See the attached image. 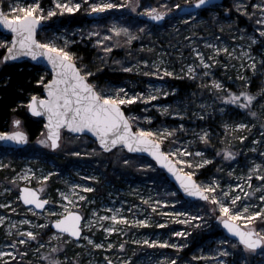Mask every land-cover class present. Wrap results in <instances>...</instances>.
I'll return each mask as SVG.
<instances>
[{"label":"rangeland","instance_id":"1","mask_svg":"<svg viewBox=\"0 0 264 264\" xmlns=\"http://www.w3.org/2000/svg\"><path fill=\"white\" fill-rule=\"evenodd\" d=\"M35 2L36 0H3L6 13L16 4L28 6ZM60 2H67L69 5L80 3L81 7L70 13L60 10L56 0H39L45 16L50 10H56V15L44 20L50 25L44 30L45 42L54 40L58 46L65 47L66 39V50L70 52V48L78 42L95 48V64L87 68L83 66L85 71L93 74L99 69V65L133 73L135 76L120 82L107 81L101 84L98 91L111 94L115 90L124 89L129 97L140 93L154 96L155 99L152 100L138 99L122 105L124 109L129 108L128 116L132 118L136 130L144 128L146 131L155 132L157 135L154 138L166 144L168 153H177V156L172 157L181 169L193 173L194 177L200 175L197 180L202 187L212 184L216 188L214 195L221 201L232 206L233 197L240 196L241 199L236 201L234 210H240L242 216H250L253 212L264 210V201L259 199L264 196V181L260 179L264 176V35L261 31L264 29V23H261L264 21V15H261L264 9L256 7L257 4L264 3V0H225L222 5L207 8L205 14L198 11L190 16H181L180 12L195 0ZM101 2L125 7L107 9L104 12L90 11L92 4ZM176 5L180 7L177 8ZM148 8L165 12L163 21L151 20L152 16L145 12ZM92 14L97 17L85 20L82 24L73 25L67 22L62 25L57 22L63 17L71 20L73 15H77L82 19ZM240 19L243 21L239 22ZM113 27L129 29V32L121 31L117 34L112 31ZM4 40L0 38V42ZM98 40L103 43H97ZM224 48L228 51L224 52ZM197 52L203 54V61L196 55ZM253 60L256 62L255 70L251 67ZM144 61L148 63L145 64ZM165 68L173 75H166L163 71ZM174 78L186 80L191 87L181 89ZM213 81L222 83L224 87L216 88ZM229 90L238 95L248 91L256 94L257 99L251 108L245 109L223 99L224 96L231 95ZM165 92L168 95H164ZM244 100L245 97L241 96V101ZM237 108L244 111L241 112ZM252 112L257 115L253 116ZM16 119L12 121L9 131L23 129L22 123L19 127L15 125ZM239 124H245L247 127L239 128ZM169 132L172 134L169 135ZM205 133L207 139L204 138ZM70 137L79 139L70 140ZM46 138L45 132V135L29 143L27 147L38 149L40 141ZM96 144L88 136H75L69 132L63 135L60 141L62 151L65 150L66 155L75 157L73 164L66 171H62L59 165L40 152L35 153L32 150L28 155H18L13 152L16 149H0V165H3L0 170L10 165L13 170V165L17 168L20 164L11 179L5 176L0 180V220L5 223H0V232L3 233L0 235V253H5L0 256V264H47L51 251L68 241L65 240L64 234L48 230L53 221L66 214V208L69 212L85 208L84 233L75 243L77 247L87 251L85 264H109V261L171 264V261L176 259L167 252V247L180 249L171 245L190 244L185 235H174L182 232L175 231L174 224L181 214L184 213L186 218L183 221L188 220V223L194 214L187 215L188 212L179 208L180 202L172 198L175 192L168 184L160 185L161 183L153 177L158 167L149 160L128 156L123 148H118L108 155ZM66 145L71 147L67 148ZM181 150H186L191 155L185 156ZM228 151L234 153L233 158L227 157ZM181 160H190L192 163L185 165L180 163ZM204 160L211 163L195 167ZM257 165L260 167L257 168ZM125 168L135 173L125 176L121 170ZM53 175H57L55 182L61 184L55 191H52L48 184L50 176ZM25 176L27 179H24ZM43 176L49 178L43 180ZM111 176L115 178L112 179ZM139 176H144L145 180H139ZM100 182L107 192L100 195V199L98 196L94 199L91 192L95 190V184ZM22 185L33 186L42 192V197L48 200L49 204L43 212L33 207H20V192L13 196V190L18 188L20 191ZM74 185L80 187L74 188ZM61 193H64L67 199ZM80 196L86 199L81 200ZM94 201L107 209H91ZM208 202L219 211L220 217L222 213L219 205L212 199ZM244 206L248 207L247 213L243 212ZM202 209L203 207L195 205L189 208V212L200 213ZM113 214L126 216L129 222L125 224L101 219ZM219 217L217 220L222 228ZM133 219H147L149 223L133 224ZM238 223L247 229L254 225L258 233L264 234V220L259 217L255 218L252 224L245 223L243 219ZM89 224L90 227L87 226ZM101 224L103 227L99 226ZM152 226L158 227L154 234L143 231L144 228ZM108 227H115L117 231L109 234L106 231ZM29 231L38 234L35 240L27 235ZM100 232L101 238L96 239ZM46 234V239H41ZM113 235L115 238H112ZM89 237L95 243L90 242ZM144 240L149 243H143ZM153 240L168 241V245L154 246L151 244ZM31 243L32 255L25 257L30 252ZM96 243L103 244L104 247L97 248ZM19 244L29 248L22 252L21 256L17 252ZM120 244H124V247L120 248ZM131 244L140 247L137 254L134 247V252L130 254L124 250L129 249ZM115 246L117 249H114ZM199 246L193 259L182 264H199V260H203L205 264H234L228 259L230 253L226 241L213 240L207 244L199 243ZM120 249L124 252L121 253ZM255 252L262 256L258 264H264V250Z\"/></svg>","mask_w":264,"mask_h":264},{"label":"snow or ice","instance_id":"2","mask_svg":"<svg viewBox=\"0 0 264 264\" xmlns=\"http://www.w3.org/2000/svg\"><path fill=\"white\" fill-rule=\"evenodd\" d=\"M196 6H202L208 3V0H195ZM57 7L62 11L75 12L81 7L80 3L69 5L67 2L61 3L60 0H56ZM125 7V5H118L113 3H95L90 6L92 12H104L107 9ZM177 8L180 5H176ZM257 8L264 9V3L257 4ZM145 12L152 16L156 20H160L165 15V12H160L154 8L145 9ZM20 13V14H17ZM56 15V10H50L47 16L44 15V9L41 8L39 0L28 6H20L18 4L10 7L9 12L6 13L3 10V0H0V23H2L7 29L14 33V37L11 41L4 40L0 42V48L6 47V54L3 56V60L6 62L10 59H16L21 55H28L33 59L38 57H46L47 61L51 63L52 69L55 71L53 79L49 80L45 85L47 89V97H38L33 95L29 101V107L31 112L40 114L43 111L47 115L48 124L47 128L50 130L48 138L41 140V144H48L51 148L57 149L60 147L61 141V129L67 128L77 133H83L86 130H90L99 137V143L103 145L105 149L115 148L117 145L126 147L129 151H148L150 152L162 165H166L170 171L176 174L179 179L184 191L198 197H203L205 200L212 199L214 203L219 205L220 212L222 215L219 219L227 227V229L239 238V242L242 243L245 249L249 251H255L257 249L264 250V234L258 233L255 226L245 229L241 227L238 221L244 220L245 223L252 224L255 218L259 217L264 220V210L253 212L250 216H242L240 210H234V206L237 200H240V196H235L232 199V206L225 203L215 196L216 188L212 184H208L202 187L193 179V173L183 172L181 168L176 166L174 160L170 157L177 156L176 152L168 153L161 149V141L154 139L157 135L155 132L146 131L144 128L133 130L132 118L125 115V112L121 105L130 104L138 99L152 100L154 96H145L144 93L139 95L128 96L126 90L118 89L111 94L105 92L102 94L98 91L96 86L89 82L88 77L93 73L89 71H82L77 66L74 56L75 54L66 50V44L68 43L65 39V47L58 46L54 40L49 42H42L37 38V30L41 27V22ZM264 15V11L261 12ZM264 23V21H261ZM112 31L119 34V32H129V29H121L113 27ZM264 35V29L261 30ZM98 35V33H97ZM134 38V37H133ZM97 43H103L102 40H98ZM111 49H106L110 51ZM221 51V49H216ZM224 52L228 49L224 48ZM200 56L201 60H204L203 54L200 52L196 53ZM251 60V57H249ZM144 63H148L144 61ZM253 70L256 68V62L253 60L251 63ZM86 68V66H85ZM191 68V66H190ZM131 70V69H130ZM166 75H173L166 68L163 69ZM158 75L159 73H155ZM191 75V72H189ZM243 79V78H242ZM43 84L44 80L38 81ZM216 88L222 89L224 86L220 82L213 81ZM250 83V81H249ZM231 92V90H229ZM168 95L167 92L163 93ZM241 96L245 97L244 101H241ZM223 99L230 101L234 104H238L245 109L251 108L253 102L257 99L256 94H252L248 91L241 92L239 95L235 92H231V95L224 96ZM167 111V109H164ZM252 115H257L256 112H252ZM150 119V117L148 118ZM15 125H21V121L16 119ZM239 128H246L247 125L239 124ZM167 131V130H165ZM169 135L172 133L169 132ZM204 138L207 139V133ZM10 139L20 143L27 141V134L23 131H12V132H0V140ZM244 139V137H240ZM185 156L191 155L186 150H181ZM79 155V153H77ZM234 153L231 151L227 152L229 159L233 158ZM178 158V157H177ZM125 163H128L125 161ZM180 163L188 165L191 164L190 160H181ZM211 163V161L204 160L201 164L195 165V167H202L203 164ZM3 167V165H0ZM150 167V165H149ZM260 167L259 165L256 166ZM255 172V169H253ZM51 175V174H49ZM49 176H43V180H47ZM27 179V176L24 177ZM261 181H264V176L260 177ZM218 186V182H217ZM74 188L80 187V185H74ZM239 187V185H237ZM93 189H87L92 191ZM65 196L64 193H61ZM75 195V193H74ZM225 195H228L225 193ZM143 199V197H141ZM67 199V196H65ZM79 199L84 200L86 197L80 196ZM264 201V196L259 198ZM23 200L28 204H35L38 208H44L48 200L40 198V192L33 188L24 187L23 189ZM167 203V201H164ZM131 211V209H129ZM66 214L62 218L55 220V227L61 229L65 233H70L72 237H80L82 235L81 221L83 217L79 211L69 212L65 209ZM243 212H248V207L244 206ZM101 219H111L113 221L128 223L129 218L126 216H118L113 214L111 217H102ZM191 219L197 220L199 217H192ZM3 223V220H0ZM28 223H31L28 221ZM133 224L145 225L149 221L136 220L131 221ZM184 223H188L185 220ZM90 227V224L87 225ZM103 227V225H99ZM163 227V225H161ZM106 231L111 234L117 229L115 227H108ZM264 231V230H262ZM186 233L179 232L174 235L183 236ZM29 237L34 240L37 238L36 233L27 232ZM90 242L91 238L89 237ZM143 243H149L148 240H144ZM152 245H168V241L153 240ZM97 248L104 247L103 244L96 243ZM172 247L183 248L184 245L172 244ZM112 247V245H108ZM120 248L124 247V244L119 245ZM5 253H0V256ZM225 255L227 252L225 251ZM59 264V262H57ZM127 264V262H125ZM171 264H176V261H171Z\"/></svg>","mask_w":264,"mask_h":264},{"label":"trees","instance_id":"3","mask_svg":"<svg viewBox=\"0 0 264 264\" xmlns=\"http://www.w3.org/2000/svg\"><path fill=\"white\" fill-rule=\"evenodd\" d=\"M50 0H44V2H49ZM181 1V0H180ZM4 7V4H3ZM207 9L200 10V14H205ZM94 17H90L89 15L84 18H78L77 15H73V17L70 19L63 17L62 19H59L60 24L64 23H71L73 25L76 24H82L85 23V20L88 21L93 20ZM68 19V20H67ZM243 21V19H240L239 22ZM47 26H50L46 23V26L44 29H42L39 34L38 38L45 42V29ZM0 38H4L5 40L11 41V37L9 35H3L0 33ZM71 51L75 54L74 60L77 62L79 67L82 69V71H85L83 66H90L93 63V60L96 57V54L94 53L95 48L90 47L89 45H85L82 42L75 43L71 48ZM6 52V47L0 48V131H7L9 132L11 123L14 120V118H17L21 121L23 129L27 131L29 135V143L35 142L38 140L43 134L45 135V121L43 118L35 117L29 114L28 112V104L33 95L36 96H42L44 85L51 79V74L49 71L44 69L43 67L39 65H35L29 61H22V62H12V63H5L3 61V56ZM94 68H96L94 66ZM99 69L95 70V73L88 77V79L96 86L97 90L100 87L101 84L109 81V82H120L122 80H125L127 78L135 76L133 73L120 71V70H114L110 66H103L99 65L97 67ZM43 78L44 83H38L39 80ZM177 84H179L181 89L189 88L191 87L190 84L186 83V80L181 79H173ZM241 112L244 110L241 108H237ZM125 111L127 115L129 114V108H125ZM135 127V125L133 124ZM67 131L63 130L62 136L67 135ZM70 140H76L77 138L70 137ZM83 138V137H81ZM80 138V139H81ZM79 139V138H78ZM77 139V140H78ZM28 143V144H29ZM97 145V144H96ZM67 148H70V145H66ZM164 149L167 151L166 144H163ZM2 150H12L5 147H0ZM58 149V150H57ZM56 150L52 149L48 144H39V148H28L27 146L24 148L13 150L18 155H28L30 154L29 151L32 152V150L35 151V153L40 152L42 155L46 156L51 162L56 163L62 168V171H66L70 168V166L73 164L75 157H72L71 155H66L65 150L62 151L63 147H59ZM118 149V148H116ZM115 149V150H116ZM115 150L112 152H109V154H112ZM124 150V149H122ZM125 151V150H124ZM107 153V152H105ZM128 156H133L137 159H145L152 162L154 165L155 162L145 156H137L133 155L127 152ZM15 168L12 170V165L8 166L4 170H0V180H3L5 176H8L10 178L16 171L18 167H20V164H18L17 168L15 165H13ZM157 166V165H156ZM123 174L126 176V174H130L132 172L135 173L133 170L128 169H121ZM205 170V169H204ZM203 170V171H204ZM128 176V175H127ZM158 182H160L162 185L163 183L168 184L169 188L172 189L175 194L172 195V198L176 199L180 202L179 208H182L183 211L188 212L187 215L190 213L194 214V217H199L200 219L197 220H191L189 223H184L183 219L184 213L181 214L177 218V222L174 224V230L179 231L182 230V232L186 233L185 236L189 238L190 244H187L183 248L180 249H173L167 247V252L169 254L171 253L172 257H175L176 264H182L185 263L191 259H193L194 254L196 253L197 249L200 247L199 243L207 244L209 242H212L213 240H224L227 242V248L229 250L228 259H231L234 264H258L262 256L259 255V252L255 251H249L244 248L242 244H240L238 241L232 240L226 236L224 233V230L220 227V224L218 222L219 217V211L215 210L214 207L210 206L208 200L205 201H197V202H188L185 200V198L182 196V194L178 191V189L172 184L168 177L166 176L165 172L161 170L160 168H156L155 174L153 176ZM201 177L198 175L196 178ZM55 178H57V175L50 176L48 180V184L50 185V188L52 191H55L58 187L61 186L59 182H55ZM112 179L115 178L111 176ZM139 180H145V177L139 176ZM16 192V194H15ZM19 189L15 188L13 192V196H16L19 193ZM20 203V207L22 209H25V206ZM200 206L203 207L202 210H200V213H194L189 212V208H192L193 206ZM197 223V224H195ZM2 228H0L1 231ZM51 230V229H48ZM191 232V233H190ZM0 235L2 236L3 233L0 232ZM23 237H27L25 234H22ZM102 235L96 236V239H100ZM119 236V235H117ZM47 234L44 237H41V239H46ZM112 238H115V235H113ZM28 239H30L28 237ZM69 236L65 235L64 243L61 244V247L55 248L51 251V255L49 256V261L47 264H85L86 263V253L87 251L83 249L82 247L76 246V240L70 239ZM30 245V252L25 257H31L32 251H31ZM17 252L21 256L22 252L26 251L27 248L25 245L21 247V244L18 245ZM135 250V254H137L140 251V247L136 244H131L129 249L124 248V250L127 251V254L133 253V248ZM159 248H162L159 246ZM114 249H117L116 246ZM102 250H97V252H100ZM121 253L124 251L122 249L119 250ZM138 251V252H137ZM199 264H205L203 260L198 261Z\"/></svg>","mask_w":264,"mask_h":264},{"label":"water","instance_id":"4","mask_svg":"<svg viewBox=\"0 0 264 264\" xmlns=\"http://www.w3.org/2000/svg\"><path fill=\"white\" fill-rule=\"evenodd\" d=\"M224 3H225V0H208V3L207 4L197 7L196 6V3L194 2L190 6L183 7L181 9L180 15L181 16H190V15H192L194 13H197L198 11H200L202 9H207V8L212 7V6L222 5ZM3 10H4V7H3ZM95 15L96 14H94V15L92 14V15H90V17H94ZM150 19L151 20H156L153 17H150ZM163 19H164V16H163L162 19L156 20V21H160L161 22V21H163ZM45 26H46V23L44 21H42L41 22V27L37 30V38H38V34H39L40 30L44 29ZM0 33L3 34V35H9L11 37V40L14 37V33L11 32V30L7 29L2 23H0ZM5 54H6V52H5ZM22 61H29V62H31V63H33L35 65H39V66L43 67L44 69H46L47 71L50 72L51 79H53L54 76H55V71L52 69L51 63L47 61L46 57H38V58L33 59L32 57H30V56H28V55L25 54V55H21V56L17 57L16 59H10V60H8L6 62L4 61V62L5 63H12V62H22ZM76 64H77V62H76ZM77 66L79 67L78 64H77ZM89 82L92 83L90 80H89ZM45 85H44L43 95L42 96H38V97H47V89H46ZM121 107L123 108L122 105H121ZM123 110L125 112V115H127V113H126V111H125L124 108H123ZM28 112L32 116H35V117H39V118H43L44 119V121H45V132H46V136L48 138V134H49L50 130L47 128V124H48L47 115L43 111H41L40 114H36V113L31 112L30 107H29V104H28ZM17 127H19V126H17ZM63 130H66L67 132H69L70 134L75 135V136H88V137L92 138L98 144V146L100 148H102L104 150V152H107V153L115 150L116 148H123L126 152H128L130 154L137 155V156H145V157L153 160L155 162V164L157 165V167L160 168L161 170H163L165 172V174L168 177L169 181L172 184H174V186L182 194V196L185 198V200H187L188 202L205 201V199L203 197L193 196V195L185 192L183 186L181 185V183L179 181V179H177L176 174L173 173L172 171H170L169 168L166 165L160 164V162L150 152H148V151H136V152H133V151H129L126 147H121L120 145H117L115 148H112L110 150L109 149H105L103 147V145H101L99 143V137H97L95 135V133L91 132L90 130H86L83 133H77V132H74V131H72L70 129L62 128L61 129V132H60L61 137H62ZM133 130L136 131V128L134 126H133ZM13 131H23V132H25L27 134V137H28L27 141L24 142V143H20V142L13 141V140H10V139L0 140V147H5V148H9V149H20V148H24V147H26L28 145V143H29V135H28L27 131H25L23 129H20V128H17L16 130H13ZM0 132H3V131H0ZM9 132H12V131H9ZM161 149H162V151L167 152L164 149L162 143H161ZM54 150H56V149H54ZM170 158L175 161L177 167L181 168L180 165L178 164V162L175 160V158H173V157H170ZM193 179L199 184V182H198V180H197L196 177L193 176ZM24 187L33 188V189H36V188L31 187V186H28V185H22L20 187V200H21L22 204L24 206H26V207H31V206H33L35 204H28V203H25L24 200H23V189H24ZM40 198H41V193H40ZM41 199H43V198H41ZM44 208H45V206H44ZM44 208H38L36 206V210L39 211V212H42L44 210ZM72 212H76V211H72ZM81 216H82V214H81ZM221 226H222V229L224 230V233L226 234V236L228 238L239 242V238L236 235H234L232 232H230L227 229V227L222 223V221H221ZM241 227H243V226L241 225ZM52 228L56 232L61 233V234H64V235H67V236H69L70 238H72L74 240H79L82 237V235L80 237H72L70 233H65L61 229H57L55 227V221L52 223ZM243 228H245V227H243ZM245 229H247V228H245ZM240 244H242V243H240ZM257 250H259V249H257ZM109 264H125V262L116 263V262H113V261H109ZM127 264H129V263L127 262Z\"/></svg>","mask_w":264,"mask_h":264},{"label":"flooded vegetation","instance_id":"5","mask_svg":"<svg viewBox=\"0 0 264 264\" xmlns=\"http://www.w3.org/2000/svg\"><path fill=\"white\" fill-rule=\"evenodd\" d=\"M95 17H97L96 15H95ZM12 177V176H11ZM11 177L9 178V179H11ZM139 183H143L142 181H139ZM101 182L99 183V184H95V187H94V191L93 192H91V196H93L94 197V199L98 196V199H100V195H103V194H106V192H107V190L102 186L101 187ZM98 185V186H97ZM28 186H30V185H28ZM31 187H33V186H31ZM35 188V187H34ZM102 188V189H101ZM38 190V189H37ZM39 191V190H38ZM13 192H14V190H13ZM40 193H41V198H43L42 197V192L41 191H39ZM44 199V198H43ZM46 200V199H45ZM104 204H106V203H104ZM48 203L45 205V208H44V210L48 207ZM31 207H33L35 210H36V206L35 205H33V206H31ZM96 208H100V209H104V210H106L107 208H105V207H103L102 206V204L101 203H98V202H96V201H94V204H93V206L91 207V209H96ZM9 210V209H8ZM43 210V211H44ZM3 211H5V210H3ZM42 211V212H43ZM73 211H79L81 214H82V216H83V219H82V222H81V227H82V235H83V231H84V226H83V223H84V220H85V218H86V212H85V208L84 207H82V208H79V209H77V210H73ZM72 212V211H71ZM9 216H11L10 214H9ZM61 218V217H60ZM59 218V219H60ZM57 220V219H56ZM54 222V221H53ZM52 222V223H53ZM52 223L50 224V231L51 232H56L53 228H52ZM3 224H5V223H3ZM2 224V225H3ZM2 226H0V228H1ZM5 227V226H4ZM27 227V226H26ZM144 232H147V233H149V232H151L152 234H154V232L155 231H158V227L157 226H152L151 228H144V230H143ZM99 235H102V233L100 232L99 233Z\"/></svg>","mask_w":264,"mask_h":264}]
</instances>
